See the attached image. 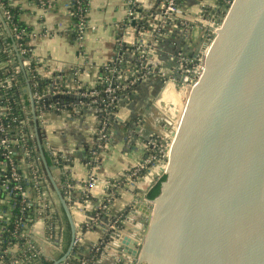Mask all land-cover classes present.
Wrapping results in <instances>:
<instances>
[{
  "label": "water",
  "instance_id": "95a60500",
  "mask_svg": "<svg viewBox=\"0 0 264 264\" xmlns=\"http://www.w3.org/2000/svg\"><path fill=\"white\" fill-rule=\"evenodd\" d=\"M194 44L191 57L204 63L197 83L172 71L173 79L145 83L160 81L154 107L166 119L156 134L173 143L161 167V193L137 235L118 237L122 260L264 264V0H235L214 41ZM40 151L72 227L71 247L54 263L61 264L77 227L41 145Z\"/></svg>",
  "mask_w": 264,
  "mask_h": 264
},
{
  "label": "built area",
  "instance_id": "2783aa9c",
  "mask_svg": "<svg viewBox=\"0 0 264 264\" xmlns=\"http://www.w3.org/2000/svg\"><path fill=\"white\" fill-rule=\"evenodd\" d=\"M83 1L70 0L66 3L71 19H79L78 23L71 26L76 43H83L90 29L87 18L90 0L88 7H84ZM234 1L216 0L213 4L201 3L199 15L202 20L191 23L181 15L185 0H159L157 8L151 11L140 9L138 0H128L125 24H134L140 37L131 46L134 60L127 61L128 53L123 50L126 44L120 41L115 58L100 69L101 83L104 85L101 90L96 88L97 84L91 87L73 86L69 77L77 74L76 69L66 72L51 58L35 54L34 41L50 36L52 31L44 21H41L38 27L25 23L21 14L25 5L36 6L47 12L54 5V0H0V264H4V259L8 256L11 257L8 264H24L23 257L26 255L45 256L44 243L59 244L49 225L52 218L49 213L55 210L59 196L45 168L40 145L52 158V174L55 180L58 178L61 182L59 187L69 207L74 202L73 157L49 140L46 135L47 116L71 112L75 117L81 112L79 104L74 102L77 98L95 97L92 104L104 103L108 107L110 104L101 97L102 91L115 95L121 89L126 90L152 77L173 79L171 74L167 75V71L155 64L154 58L159 47H167V44L172 43L170 39L174 38L173 36L185 38L191 28L199 22L202 39L214 41ZM13 10H18V13ZM21 21L24 26L19 25ZM180 48L182 51L172 56L174 66L171 71L190 73V81L197 83L202 72L196 68L201 65L203 69L204 63L190 55H184V46ZM123 70L126 72V79H132L128 83L123 82ZM21 75L24 76L25 83L21 82ZM118 80L120 83L117 84ZM84 86L87 88L84 89ZM21 89L28 94V107L23 95H19ZM122 100L130 102L131 98ZM115 117V122L118 123L119 114ZM97 118L99 126L96 131V143L83 149L81 154L82 162L91 170L84 183L85 192L81 198L84 204L89 201L91 190L99 181L94 173L99 165V151L106 146L113 134L114 122H111L110 117L100 114ZM132 128L135 127L131 123L127 137L130 142L135 138ZM41 133L44 134L43 137ZM172 143L173 139L162 133L146 140L144 148L148 151V156L132 167L126 178L139 176L142 171L149 170L162 158L168 163ZM111 184L113 188L111 189V186L109 189V197L91 212L89 222L83 226L85 229H91L104 217L110 202L116 197L121 181L112 182L109 186ZM40 229L44 231L41 233ZM108 229L113 233L120 230L115 222L111 223ZM78 241L79 237L76 238L75 245H78ZM21 244L25 246L22 255L19 251ZM61 264L71 263L66 259Z\"/></svg>",
  "mask_w": 264,
  "mask_h": 264
},
{
  "label": "crops",
  "instance_id": "0c3cea01",
  "mask_svg": "<svg viewBox=\"0 0 264 264\" xmlns=\"http://www.w3.org/2000/svg\"><path fill=\"white\" fill-rule=\"evenodd\" d=\"M68 1L70 0H54V5L47 12L36 6L25 5L21 18L25 23L35 27L44 21L52 31L50 36L34 41L37 56L51 58L66 72L76 69L77 74L69 77L72 85L91 87L101 79V67L117 55L118 43L123 41L126 45L132 46L140 38L139 32L134 24H125L128 0H90L88 13L90 29L85 41L76 43L71 32L72 20L66 8ZM213 2L216 0H185L181 15L191 23L201 21L199 15L201 3ZM138 3L140 9L151 11L157 8L159 0H138ZM200 23L198 25H201ZM195 26L185 38L173 36L174 38L170 39L172 43L167 44V47H159L154 58L158 67L171 73L174 66L172 56L182 51L180 47L184 46L182 52L184 55L191 56L197 52L199 45H192L193 41L202 39L203 35L200 26ZM133 60L134 55L128 52L127 61ZM148 80L150 79L140 83L130 102L121 101L118 114L124 121L115 122L111 139L99 153V165L94 171L99 181L91 190V197L85 204L81 198L85 192L84 183L89 178L91 170L82 162L81 154L86 146H93L96 143V131L99 126L96 110L83 109L75 117L71 112L47 116L46 135L49 140L73 157L74 202L70 209L77 227L78 244L86 249L103 247L98 264H134L126 258L122 260V243L118 237L125 235L132 238L137 235L135 227H139L141 220L145 221L152 200L149 194L165 175L161 170L165 163V159L162 158L149 170L142 171L139 176L133 179L126 178L129 170L148 156V151L144 148L146 140L159 134H156L157 129L147 120V102L155 103L156 100L155 96L147 97L148 93L154 90L153 85H145ZM133 122L135 138L130 142L127 140L128 128ZM115 181H121V185L104 217L91 229H85L83 226L89 222V213L105 202L111 192L109 189L112 184L110 186L109 184ZM113 222L120 223V230L114 234H106ZM43 231L40 229L41 233ZM43 247L45 255L52 258L61 251L58 245L44 243Z\"/></svg>",
  "mask_w": 264,
  "mask_h": 264
},
{
  "label": "trees",
  "instance_id": "16d2710c",
  "mask_svg": "<svg viewBox=\"0 0 264 264\" xmlns=\"http://www.w3.org/2000/svg\"><path fill=\"white\" fill-rule=\"evenodd\" d=\"M84 7H88V0L83 1ZM14 11V10H13ZM18 13V10H15L14 13ZM88 18V17H87ZM72 25L74 26L76 23L79 22V19L77 17H72ZM16 21L18 22V17L16 18ZM20 26H24V22H19ZM150 26L149 24H147ZM123 50L126 51V53L131 52L132 47L131 46H124ZM120 68V67H119ZM123 82L128 83L132 79H126L125 75L126 72L123 70ZM21 82L25 83L24 76L21 75ZM102 79L97 83L96 88L97 89H104V85L101 83ZM120 83V80H118L117 84ZM140 83H137L133 85L132 87L126 89V90H119L115 95H108L102 91L101 97L106 101V103H109L110 105L107 107L104 105V103H93L92 100H94L95 97H88V98H77L78 100H74L75 103H78L79 108L81 110L93 108L96 110V114L100 116V114H103L105 117H110L111 122L115 124L116 121V114L120 111L121 106V99L127 98L130 99L134 93L137 91ZM84 89L87 88L86 86L83 87ZM19 95H23L26 101V106L30 104V101L27 100L28 94L24 93V90H19ZM119 99V100H118ZM84 104V106H82ZM91 104V105H89ZM105 111V112H103ZM43 133H41V136L43 137ZM87 148V146H86ZM105 148V147H104ZM103 149H100L99 152L103 151ZM46 159L48 162V165L52 168L53 167V161L50 157L49 152L43 148ZM44 169V166H43ZM166 179V175L162 177V179L154 186L152 191L149 194V197L151 199L156 198L161 193V181ZM58 185L61 186V182L58 178H56ZM91 214V213H89ZM93 214V213H92ZM52 218L49 220V225H51V232L54 234V236L59 240L58 246H60V253H58L54 258L48 257V256H38V257H32L31 255H26L23 257L24 264H54L56 261L62 259L69 251L71 244H72V227L71 223L69 221L68 215L66 213V210L64 206L62 205L61 201L55 204V210L53 212L49 213ZM120 226V223L118 224ZM114 234L113 231H108V234ZM20 254L22 255L23 251H25V246L21 244V247L19 248ZM103 247H97L93 249H86L84 246L81 245H75L74 248L71 250L67 261L71 264H98V261L102 255ZM22 257V256H21ZM28 257V258H27ZM11 257L8 256L4 260V264H8ZM144 264V263H143Z\"/></svg>",
  "mask_w": 264,
  "mask_h": 264
},
{
  "label": "flooded vegetation",
  "instance_id": "af4514ba",
  "mask_svg": "<svg viewBox=\"0 0 264 264\" xmlns=\"http://www.w3.org/2000/svg\"><path fill=\"white\" fill-rule=\"evenodd\" d=\"M155 84H154V90L151 93H148L147 97H151L153 98V96L156 95V92L158 91L159 87H160V81L155 80ZM146 97V98H147ZM146 113H147V120H149L151 122V126H153L154 128H156L157 130L160 129L161 123H163V121H165V117L162 113L161 110H159V108L154 107V102H147L146 105ZM147 121V122H149ZM149 122V123H150Z\"/></svg>",
  "mask_w": 264,
  "mask_h": 264
},
{
  "label": "rangeland",
  "instance_id": "374dc122",
  "mask_svg": "<svg viewBox=\"0 0 264 264\" xmlns=\"http://www.w3.org/2000/svg\"><path fill=\"white\" fill-rule=\"evenodd\" d=\"M198 26V25H197Z\"/></svg>",
  "mask_w": 264,
  "mask_h": 264
}]
</instances>
